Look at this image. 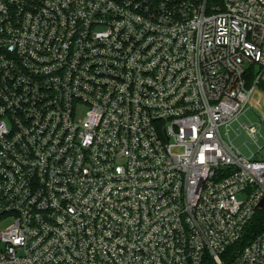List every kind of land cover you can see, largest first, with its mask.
Here are the masks:
<instances>
[{"label":"built area","instance_id":"1","mask_svg":"<svg viewBox=\"0 0 264 264\" xmlns=\"http://www.w3.org/2000/svg\"><path fill=\"white\" fill-rule=\"evenodd\" d=\"M261 80L264 0H0V264H264Z\"/></svg>","mask_w":264,"mask_h":264},{"label":"rangeland","instance_id":"2","mask_svg":"<svg viewBox=\"0 0 264 264\" xmlns=\"http://www.w3.org/2000/svg\"><path fill=\"white\" fill-rule=\"evenodd\" d=\"M261 121L262 118L257 111L249 108L229 127L228 132L224 130V134L228 135L233 144L246 156H251L262 147V152H257L256 156L258 159H262L264 154V122L261 123ZM259 123H261V127ZM245 124L257 126V140L249 134L248 130L244 127ZM6 224L7 222L4 221L1 226L4 227Z\"/></svg>","mask_w":264,"mask_h":264},{"label":"trees","instance_id":"3","mask_svg":"<svg viewBox=\"0 0 264 264\" xmlns=\"http://www.w3.org/2000/svg\"><path fill=\"white\" fill-rule=\"evenodd\" d=\"M255 76L254 73V67L252 66L250 68V71L248 73V83H251L253 78ZM260 89H262L264 91V80H261L259 83ZM2 219V215L0 214V222ZM264 228V211L261 212L254 220V224H253V230L254 231H260L261 229Z\"/></svg>","mask_w":264,"mask_h":264}]
</instances>
